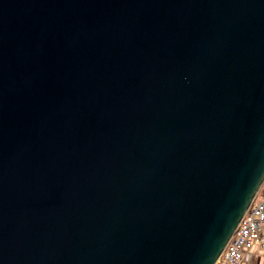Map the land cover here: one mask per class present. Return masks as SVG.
Here are the masks:
<instances>
[{"label": "water", "instance_id": "obj_1", "mask_svg": "<svg viewBox=\"0 0 264 264\" xmlns=\"http://www.w3.org/2000/svg\"><path fill=\"white\" fill-rule=\"evenodd\" d=\"M264 179V0H0V264H216Z\"/></svg>", "mask_w": 264, "mask_h": 264}, {"label": "built area", "instance_id": "obj_2", "mask_svg": "<svg viewBox=\"0 0 264 264\" xmlns=\"http://www.w3.org/2000/svg\"><path fill=\"white\" fill-rule=\"evenodd\" d=\"M264 247V179L259 191L240 219L217 264H244L256 245Z\"/></svg>", "mask_w": 264, "mask_h": 264}, {"label": "crops", "instance_id": "obj_3", "mask_svg": "<svg viewBox=\"0 0 264 264\" xmlns=\"http://www.w3.org/2000/svg\"><path fill=\"white\" fill-rule=\"evenodd\" d=\"M244 264H264V247L257 244L256 247L247 254Z\"/></svg>", "mask_w": 264, "mask_h": 264}, {"label": "clouds", "instance_id": "obj_4", "mask_svg": "<svg viewBox=\"0 0 264 264\" xmlns=\"http://www.w3.org/2000/svg\"><path fill=\"white\" fill-rule=\"evenodd\" d=\"M225 249V248H224ZM220 258V257H219ZM216 264H217V262H216Z\"/></svg>", "mask_w": 264, "mask_h": 264}]
</instances>
